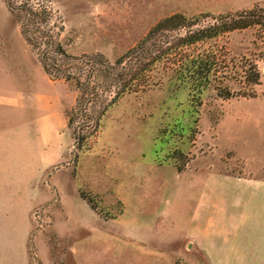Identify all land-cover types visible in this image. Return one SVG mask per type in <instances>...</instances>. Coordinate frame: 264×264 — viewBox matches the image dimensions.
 <instances>
[{
    "label": "rangeland",
    "instance_id": "1",
    "mask_svg": "<svg viewBox=\"0 0 264 264\" xmlns=\"http://www.w3.org/2000/svg\"><path fill=\"white\" fill-rule=\"evenodd\" d=\"M7 2L0 0V132L59 135L58 160L45 171L42 180L45 185L51 184V179L57 181L69 203L80 187L82 195L110 216L122 205L113 192L136 181L168 182L172 185L171 196L176 197L179 185L200 179L213 169L264 178V43L257 26L232 31L221 40L235 54H246L258 62L262 78L256 85V96L225 98L210 87L200 102L192 99L188 86L178 85L169 73L163 74V83L123 94L108 107L98 131L93 132V114L112 97L115 88H108L100 76L105 84H100L98 93L89 95L80 105L75 83L47 74L39 53L43 48L28 41L19 15L11 11ZM48 3L53 10V32L69 53H103L115 61L160 18L172 12L211 19L255 4L264 5V0ZM228 82L233 89L239 88L235 81ZM70 110L72 124L68 122ZM131 190L124 189L125 193ZM58 201L55 195L33 209L39 208L45 218L41 225L32 214L35 230L49 228L46 221L51 223ZM190 251L177 257L176 264H210L200 252L194 250L191 255Z\"/></svg>",
    "mask_w": 264,
    "mask_h": 264
},
{
    "label": "crops",
    "instance_id": "2",
    "mask_svg": "<svg viewBox=\"0 0 264 264\" xmlns=\"http://www.w3.org/2000/svg\"><path fill=\"white\" fill-rule=\"evenodd\" d=\"M59 140L0 132V264H176L188 249L210 264H264V178L213 169L176 197L168 182L136 181L113 192L122 205L106 216L80 187L69 203L57 181L44 184ZM55 195L49 228L35 230L33 209Z\"/></svg>",
    "mask_w": 264,
    "mask_h": 264
},
{
    "label": "trees",
    "instance_id": "3",
    "mask_svg": "<svg viewBox=\"0 0 264 264\" xmlns=\"http://www.w3.org/2000/svg\"><path fill=\"white\" fill-rule=\"evenodd\" d=\"M7 3L11 11L19 15L28 41L36 48H43L39 53L47 74L53 79L63 78L75 83L80 91V105L89 95L98 93L100 84H105L100 76L108 88H115L112 97L93 114V132L98 131L108 107L123 94L161 84L163 74L169 73L178 85L188 86L192 99L200 102L202 94L210 87L225 98L257 95L256 85L262 78L258 62L246 54H235L227 42L221 40L232 31L257 26L264 43V5L255 4L211 19L202 18L200 14L189 16L182 11L172 12L160 18L137 44L111 61L103 53H69L53 32L50 23L53 10L48 0H8ZM231 80L239 84L238 89L231 87L228 82ZM71 110L69 124L74 119ZM83 196L96 207L87 195Z\"/></svg>",
    "mask_w": 264,
    "mask_h": 264
},
{
    "label": "built area",
    "instance_id": "4",
    "mask_svg": "<svg viewBox=\"0 0 264 264\" xmlns=\"http://www.w3.org/2000/svg\"><path fill=\"white\" fill-rule=\"evenodd\" d=\"M33 215L35 217L36 220H40L41 222L39 224L42 225V220H44V216L42 215V212L40 211L39 208H36L34 211H33ZM48 223V225H50V220H47L46 221ZM41 229V228H40Z\"/></svg>",
    "mask_w": 264,
    "mask_h": 264
}]
</instances>
